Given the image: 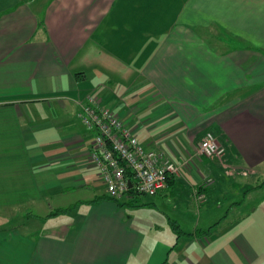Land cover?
I'll return each instance as SVG.
<instances>
[{
    "label": "crops",
    "instance_id": "obj_1",
    "mask_svg": "<svg viewBox=\"0 0 264 264\" xmlns=\"http://www.w3.org/2000/svg\"><path fill=\"white\" fill-rule=\"evenodd\" d=\"M88 96L166 189L108 198ZM0 264H264V0H0Z\"/></svg>",
    "mask_w": 264,
    "mask_h": 264
},
{
    "label": "built area",
    "instance_id": "obj_2",
    "mask_svg": "<svg viewBox=\"0 0 264 264\" xmlns=\"http://www.w3.org/2000/svg\"><path fill=\"white\" fill-rule=\"evenodd\" d=\"M80 119L87 129L95 131L91 161L100 173L108 196L121 199L133 189L139 196L153 197L166 189L169 177L177 175L175 164L144 150L132 132L92 96L81 104ZM196 152L224 162L225 149L211 133H206L199 141ZM127 171L131 173V181L126 176ZM210 183L207 180L203 186ZM196 197L202 202L204 195L196 193Z\"/></svg>",
    "mask_w": 264,
    "mask_h": 264
},
{
    "label": "trees",
    "instance_id": "obj_3",
    "mask_svg": "<svg viewBox=\"0 0 264 264\" xmlns=\"http://www.w3.org/2000/svg\"><path fill=\"white\" fill-rule=\"evenodd\" d=\"M126 176H127V177L130 179V181H131V173H130L129 171H127ZM126 196L128 197V200H127V201H120L119 199H116V198H113V197H110V196H108V198H109L110 200L116 202L117 205H118V206H121V207H123V206H128V205H130V206H132V207L135 206V205H132L131 203H136V198L139 197V195H137L136 193H134L133 189H130V190L128 191V193H127ZM146 205H147V204H138V205H136V206H146ZM61 212H63V211H61ZM59 213H60V212H59ZM55 215H56V214H54V215H52V216H55ZM218 224H219V222L216 223V226H217ZM170 226H171L173 232H174L178 237L181 236V235H187V234H185L184 232H182V230L180 229V227H179L178 225H176V223L171 222V223H170ZM216 226H214L213 228H215ZM213 228H210L209 230L203 231L202 234H205L206 236H208V235L212 232V230H214ZM198 235H199V234H198ZM200 235H201V234H200Z\"/></svg>",
    "mask_w": 264,
    "mask_h": 264
},
{
    "label": "rangeland",
    "instance_id": "obj_4",
    "mask_svg": "<svg viewBox=\"0 0 264 264\" xmlns=\"http://www.w3.org/2000/svg\"><path fill=\"white\" fill-rule=\"evenodd\" d=\"M204 187H206V186H204ZM197 194H203V193L199 191ZM195 195H196V194H195ZM203 195H204V194H203ZM195 198H197V197L195 196ZM198 200H199V199L197 198V201H198ZM199 201H200V200H199ZM199 201H198V203H202V202H204V201H205V195H204V198H203L202 202H199ZM29 212H32V211L29 210ZM214 226H216V223L213 224V225L211 224L210 227H207L206 230H209L210 228H213ZM219 226H221V224H218V225L216 226V228L219 227ZM205 228H206V227H205ZM206 230H205V231H206Z\"/></svg>",
    "mask_w": 264,
    "mask_h": 264
},
{
    "label": "water",
    "instance_id": "obj_5",
    "mask_svg": "<svg viewBox=\"0 0 264 264\" xmlns=\"http://www.w3.org/2000/svg\"><path fill=\"white\" fill-rule=\"evenodd\" d=\"M129 187H131V186L129 185Z\"/></svg>",
    "mask_w": 264,
    "mask_h": 264
}]
</instances>
